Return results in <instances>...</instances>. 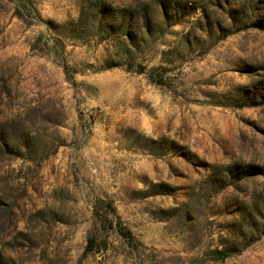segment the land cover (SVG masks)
Segmentation results:
<instances>
[{
    "label": "rangeland",
    "instance_id": "374dc122",
    "mask_svg": "<svg viewBox=\"0 0 264 264\" xmlns=\"http://www.w3.org/2000/svg\"><path fill=\"white\" fill-rule=\"evenodd\" d=\"M32 6L0 0V264H264V0Z\"/></svg>",
    "mask_w": 264,
    "mask_h": 264
},
{
    "label": "trees",
    "instance_id": "16d2710c",
    "mask_svg": "<svg viewBox=\"0 0 264 264\" xmlns=\"http://www.w3.org/2000/svg\"><path fill=\"white\" fill-rule=\"evenodd\" d=\"M17 1V12L20 16L29 15L28 12H31L34 14V7L28 8L30 5V0H16ZM112 207V204H109ZM112 211H114V208H111ZM110 210V211H111ZM116 226L119 227V232L121 235L128 237L129 239L133 240L134 236L132 232L128 229H126L124 226H121L120 222L116 220ZM114 219H111V223L113 224ZM107 239L106 238H99L97 234H93L88 238V244L85 249V253H92L97 250H101L104 247H106ZM218 253L221 254V258L228 257L229 254L225 251H219Z\"/></svg>",
    "mask_w": 264,
    "mask_h": 264
}]
</instances>
